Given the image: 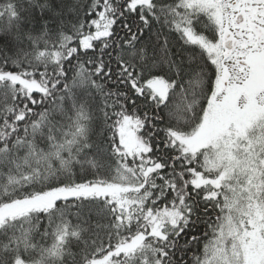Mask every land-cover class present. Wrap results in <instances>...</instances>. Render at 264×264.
Segmentation results:
<instances>
[{"label":"snow or ice","instance_id":"snow-or-ice-1","mask_svg":"<svg viewBox=\"0 0 264 264\" xmlns=\"http://www.w3.org/2000/svg\"><path fill=\"white\" fill-rule=\"evenodd\" d=\"M0 264H264V0H0Z\"/></svg>","mask_w":264,"mask_h":264},{"label":"trees","instance_id":"trees-1","mask_svg":"<svg viewBox=\"0 0 264 264\" xmlns=\"http://www.w3.org/2000/svg\"><path fill=\"white\" fill-rule=\"evenodd\" d=\"M131 107V106H130ZM201 227H203V226H201Z\"/></svg>","mask_w":264,"mask_h":264}]
</instances>
